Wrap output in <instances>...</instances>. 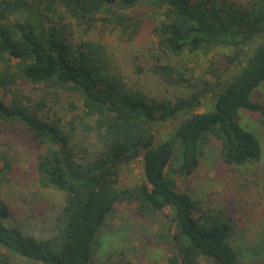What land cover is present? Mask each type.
Here are the masks:
<instances>
[{"label": "trees", "instance_id": "obj_1", "mask_svg": "<svg viewBox=\"0 0 264 264\" xmlns=\"http://www.w3.org/2000/svg\"><path fill=\"white\" fill-rule=\"evenodd\" d=\"M141 4L164 17L153 31L163 55L219 49L226 51L224 69L211 64L190 77L156 65L158 78L185 90L174 98L130 84L92 36L101 25L135 38L141 22L132 10ZM262 37L264 0H0V132L30 133L41 149L36 184L63 196L54 209L32 214L39 236L12 222L0 194V264H96L95 249L105 229H114L109 223L120 205L159 224L154 239L169 250L165 264H246L232 244L233 217L180 182L213 142L228 166L261 161L260 142L241 127L239 111L264 124V103L253 98L264 84ZM64 93L78 98L81 113L62 103ZM210 95L213 109L200 113ZM166 123L171 130L157 140L154 126ZM138 158L145 181L120 187L121 168ZM11 168L0 149V187L12 181Z\"/></svg>", "mask_w": 264, "mask_h": 264}, {"label": "rangeland", "instance_id": "obj_2", "mask_svg": "<svg viewBox=\"0 0 264 264\" xmlns=\"http://www.w3.org/2000/svg\"><path fill=\"white\" fill-rule=\"evenodd\" d=\"M132 12L141 22V29L135 38L129 39L111 29L103 30L101 25L92 37L106 46L112 67L136 88L158 99L174 98L185 93L184 89L158 78L154 72L156 65H171L190 77L204 75L211 64L224 69L226 51L219 49L209 54L163 55L153 34L155 27L164 20L163 15L144 4L138 5ZM227 73L231 74V70ZM253 98L264 103V84L255 90ZM212 99L211 95L203 99L199 110H212ZM61 100L67 108L73 103L74 112L81 113L82 106L76 96L64 93ZM239 121L244 130L256 134L263 152L261 161L240 169L228 166L221 159L220 144L213 142L206 148L197 171L181 180L180 186L205 206L223 207L233 217L235 235L232 244L239 257L246 264H264V124L258 114L244 109L239 111ZM153 130L158 140L171 130V125H156ZM88 137L93 144L95 135ZM0 149L8 151L12 163L9 175L12 181L0 187L1 198L10 207L11 220L24 232L40 236V224H34L32 214L54 209L63 203V196L41 190L36 184L35 163L41 149L32 141L30 133L19 127L16 131L3 127ZM144 181L141 158L121 168L120 187ZM167 215H171L169 211ZM109 224L114 229H105L100 245L95 249L96 264H165L169 250L154 239L159 224L141 216L135 206L120 205Z\"/></svg>", "mask_w": 264, "mask_h": 264}, {"label": "water", "instance_id": "obj_3", "mask_svg": "<svg viewBox=\"0 0 264 264\" xmlns=\"http://www.w3.org/2000/svg\"><path fill=\"white\" fill-rule=\"evenodd\" d=\"M204 112V109L200 110V113H203Z\"/></svg>", "mask_w": 264, "mask_h": 264}]
</instances>
